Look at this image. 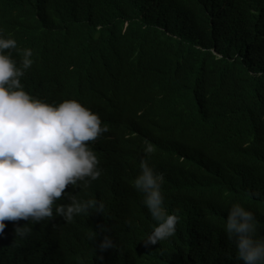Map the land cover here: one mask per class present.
<instances>
[{
    "label": "trees",
    "instance_id": "trees-1",
    "mask_svg": "<svg viewBox=\"0 0 264 264\" xmlns=\"http://www.w3.org/2000/svg\"><path fill=\"white\" fill-rule=\"evenodd\" d=\"M0 30L17 41L4 50L17 64L32 50L20 78L31 96L76 98L154 146L145 159L179 217L145 245L157 222L133 186L136 164L121 197L73 192L102 214L53 217L24 238L5 221L0 264H243L224 222L245 202L264 235V0H0ZM175 115L181 129L159 131ZM105 235L113 247L101 250Z\"/></svg>",
    "mask_w": 264,
    "mask_h": 264
},
{
    "label": "clouds",
    "instance_id": "clouds-1",
    "mask_svg": "<svg viewBox=\"0 0 264 264\" xmlns=\"http://www.w3.org/2000/svg\"><path fill=\"white\" fill-rule=\"evenodd\" d=\"M16 47L17 41L0 30V234L5 221L14 222V236L24 238L53 217L70 222L82 213L102 214L103 202L80 199L73 192L91 186L106 196L110 192L121 197L139 164L133 186L143 194V203L157 222L145 245L173 235L179 217L166 212L161 192L164 177L145 159L154 146L150 142L144 146L137 129L121 134L111 130L98 111L76 98L59 97L60 102L52 104L31 96L20 78L33 64L32 50L24 49L17 64L4 51ZM183 121L181 115L171 116L159 131L180 130ZM243 204L231 205L224 230L235 244L238 261L264 264V235L257 238V222ZM19 220L25 224L19 225ZM46 233L60 249L55 229ZM99 247H113V240L105 235Z\"/></svg>",
    "mask_w": 264,
    "mask_h": 264
},
{
    "label": "bare ground",
    "instance_id": "bare-ground-1",
    "mask_svg": "<svg viewBox=\"0 0 264 264\" xmlns=\"http://www.w3.org/2000/svg\"><path fill=\"white\" fill-rule=\"evenodd\" d=\"M45 16H46V15H45ZM118 61H120V60H118ZM108 65H112V64H111V63H108ZM108 149H109V155H110L111 147L109 146ZM19 225H20V224H19ZM13 227H16V226L14 225Z\"/></svg>",
    "mask_w": 264,
    "mask_h": 264
}]
</instances>
